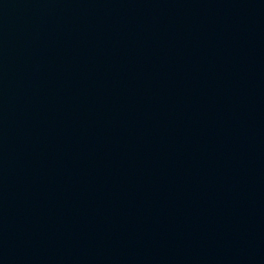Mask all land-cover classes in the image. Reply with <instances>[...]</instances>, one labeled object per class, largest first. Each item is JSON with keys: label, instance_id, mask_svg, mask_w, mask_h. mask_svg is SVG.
Returning <instances> with one entry per match:
<instances>
[{"label": "water", "instance_id": "95a60500", "mask_svg": "<svg viewBox=\"0 0 264 264\" xmlns=\"http://www.w3.org/2000/svg\"><path fill=\"white\" fill-rule=\"evenodd\" d=\"M0 264H264V0H0Z\"/></svg>", "mask_w": 264, "mask_h": 264}]
</instances>
